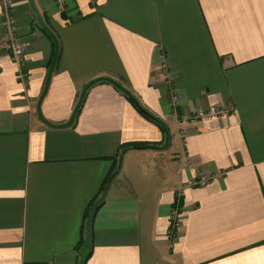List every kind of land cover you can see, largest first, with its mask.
Returning a JSON list of instances; mask_svg holds the SVG:
<instances>
[{
  "label": "crops",
  "instance_id": "1",
  "mask_svg": "<svg viewBox=\"0 0 264 264\" xmlns=\"http://www.w3.org/2000/svg\"><path fill=\"white\" fill-rule=\"evenodd\" d=\"M11 2L25 54L0 0V264H264V0ZM100 77L168 142L106 81L71 126L42 121L66 123ZM212 106L229 112L184 118ZM138 143L160 148L115 172Z\"/></svg>",
  "mask_w": 264,
  "mask_h": 264
},
{
  "label": "built area",
  "instance_id": "2",
  "mask_svg": "<svg viewBox=\"0 0 264 264\" xmlns=\"http://www.w3.org/2000/svg\"><path fill=\"white\" fill-rule=\"evenodd\" d=\"M4 16L6 17V24L8 28V48L13 59L20 65L23 62L25 54V46L16 36V19L12 13V2L11 0H4ZM20 75L23 77V71L20 70ZM170 97L172 104H177V93L174 89H170ZM229 112L226 107L212 106L206 111H198L193 114H186L185 120H197V119H209L216 116H223ZM206 179L203 178L202 181ZM180 220L177 211L174 213L172 218L171 227L169 230L170 236H175L176 230L179 227Z\"/></svg>",
  "mask_w": 264,
  "mask_h": 264
},
{
  "label": "water",
  "instance_id": "3",
  "mask_svg": "<svg viewBox=\"0 0 264 264\" xmlns=\"http://www.w3.org/2000/svg\"><path fill=\"white\" fill-rule=\"evenodd\" d=\"M49 35L53 38L54 40V43H55V51H54V55H53V58H52V62H51V65L49 67V71H48V76H47V81H46V85H45V89L41 95V98H40V101H39V109H40V105L42 103V100L43 98L45 97V95L47 94L48 92V89H49V85H50V81H51V77H52V74L54 72V69H55V66H56V63H57V60H58V55H59V42H58V39L57 37L54 35V33L47 29ZM102 81H106V82H110L112 83L113 85H115L118 89H120L121 91H123L130 99L131 101L136 105V107L140 110V111H143L145 112L146 110L142 107V105L139 103L138 99L132 95V93L126 88L124 87L119 81L115 80V79H112V78H109V77H100V78H96L92 81H90L83 89L81 95H80V98H79V101L70 117V119L64 123V124H60V125H56L50 121H48L47 119H45L43 117V115L40 113V110H39V113H40V117L42 119V121L52 127H68V126H71L74 121H75V118H76V115L84 101V98H85V95H86V92L87 90L95 83L97 82H102ZM169 138H167V142H168ZM145 148H149V149H159L160 147H157L156 145H131V146H127L125 147L122 152H121V156H120V160H119V165H118V168H120L121 166V163H122V157L123 155L129 151V150H133V149H145ZM116 176V173L113 174L109 180V182H111L114 177Z\"/></svg>",
  "mask_w": 264,
  "mask_h": 264
},
{
  "label": "trees",
  "instance_id": "4",
  "mask_svg": "<svg viewBox=\"0 0 264 264\" xmlns=\"http://www.w3.org/2000/svg\"><path fill=\"white\" fill-rule=\"evenodd\" d=\"M140 112H141L146 118H148L149 120H151V121H153V122H156V123H158L160 126H162V127L164 128V130H165L166 137H167V138L170 137V136H169V130H168L167 126L164 124L163 121H161L158 117L154 116L153 114H151V113L148 112L147 110H146L145 112H143V111H140ZM134 145H139V143H138V144H134ZM127 146H130V145H124V146L122 147V150H123L125 147H127ZM122 150H121L120 153L118 154V159H119V160H120V156H121V152H122ZM118 162H119V161H118ZM118 171H119V168H118V166H117L115 172H118ZM113 172H114V171H113ZM112 175H113V173H112V174L110 175V177L105 181L104 186L102 187V193H103V191H104L106 185L108 184V182H109V180H110V178H111ZM95 202H96V199L94 198V199L90 202V205L88 206V209H89L90 206L95 205ZM32 264H38V263H32Z\"/></svg>",
  "mask_w": 264,
  "mask_h": 264
},
{
  "label": "rangeland",
  "instance_id": "5",
  "mask_svg": "<svg viewBox=\"0 0 264 264\" xmlns=\"http://www.w3.org/2000/svg\"><path fill=\"white\" fill-rule=\"evenodd\" d=\"M135 150V149H134ZM136 151H137V149H136Z\"/></svg>",
  "mask_w": 264,
  "mask_h": 264
}]
</instances>
